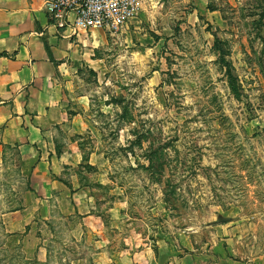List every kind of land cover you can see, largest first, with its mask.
<instances>
[{
	"label": "rangeland",
	"instance_id": "1",
	"mask_svg": "<svg viewBox=\"0 0 264 264\" xmlns=\"http://www.w3.org/2000/svg\"><path fill=\"white\" fill-rule=\"evenodd\" d=\"M140 2L80 76L90 130L65 174L103 228L88 232L72 213L7 230L3 213L22 209L28 186L13 150L0 170V264H95L99 253L127 264L168 248L175 263L264 264L261 1Z\"/></svg>",
	"mask_w": 264,
	"mask_h": 264
},
{
	"label": "crops",
	"instance_id": "2",
	"mask_svg": "<svg viewBox=\"0 0 264 264\" xmlns=\"http://www.w3.org/2000/svg\"><path fill=\"white\" fill-rule=\"evenodd\" d=\"M104 31L73 35L56 28L45 0H0V170L9 167L15 150L16 168L28 182L22 209L3 213L7 230L22 229L36 217L52 222L72 213L88 232L104 226L96 208H80L85 192L65 174L82 162L90 94L81 90L80 76L92 67ZM173 251L168 248L164 259L145 250L127 264H195L197 254L175 263ZM216 260L237 264L226 254ZM95 264H111V258L99 253Z\"/></svg>",
	"mask_w": 264,
	"mask_h": 264
},
{
	"label": "built area",
	"instance_id": "3",
	"mask_svg": "<svg viewBox=\"0 0 264 264\" xmlns=\"http://www.w3.org/2000/svg\"><path fill=\"white\" fill-rule=\"evenodd\" d=\"M49 20L73 35L82 31L118 33L139 12L140 0H45Z\"/></svg>",
	"mask_w": 264,
	"mask_h": 264
},
{
	"label": "trees",
	"instance_id": "4",
	"mask_svg": "<svg viewBox=\"0 0 264 264\" xmlns=\"http://www.w3.org/2000/svg\"><path fill=\"white\" fill-rule=\"evenodd\" d=\"M261 3L259 4V9L257 12L259 17L258 19L253 20L255 29H256V35H258L263 43L264 48V0H260Z\"/></svg>",
	"mask_w": 264,
	"mask_h": 264
}]
</instances>
